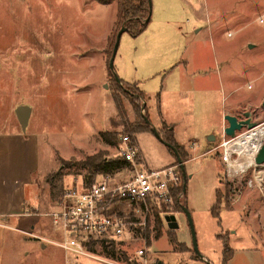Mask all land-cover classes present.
Returning <instances> with one entry per match:
<instances>
[{
  "label": "rangeland",
  "instance_id": "1",
  "mask_svg": "<svg viewBox=\"0 0 264 264\" xmlns=\"http://www.w3.org/2000/svg\"><path fill=\"white\" fill-rule=\"evenodd\" d=\"M200 2L202 21L193 29L192 6L197 0H151L152 16L168 13L183 22L180 39L185 47L174 59H188L181 77L182 68L169 71L177 62L166 68L170 56L149 54L153 49L146 34L131 36L127 31L114 56V70L109 68L110 42L117 30V0L108 5L98 0H0V171L5 181L33 175L30 184L12 197L20 200L19 207L9 211L0 205V264L123 261L106 256L101 252L104 241L90 240L86 233L75 236L84 241L85 248L87 242H97L98 251L92 253L99 258L60 247L58 242L65 235L48 213L57 210L61 201L51 196V190L59 195L62 189L80 190L86 185L87 169L76 163L95 154L121 158L122 135H130L137 146L133 130L142 126L146 109L156 124L162 115L175 127L183 148L185 195L178 201L181 205L176 202L172 208L131 212V219L137 222L136 236L126 234L112 242L125 250L130 260L136 250L146 248L151 264H221L220 234L232 238L233 257L226 264H264V195L247 185L248 177L233 181L226 176L218 152L224 135L220 110H230L232 103H238L241 108L236 115L243 114L249 102L258 104L263 97L264 0ZM114 73L134 82L117 81ZM209 79L216 89L211 102V95L202 91ZM137 83L146 92L145 100ZM167 85L170 93L163 96ZM258 90L262 91L258 94ZM20 105L32 111L25 132L15 112ZM163 128L157 127L159 133L165 132ZM149 131L139 135V143L156 166L166 160L169 151ZM31 132L37 137L34 151V143L26 138L5 148L3 135L27 137ZM108 133L117 135L116 145L104 141L103 134ZM132 170L131 165L123 167L111 176L125 179ZM226 184H231L228 195ZM218 189L224 196L217 219L211 207ZM11 193L10 188L0 189V201L4 203ZM181 206L191 215L198 251ZM155 213L162 219V235L157 238ZM171 214L177 218V229L167 226L165 216ZM148 226L150 235L144 238L138 229L144 231ZM133 261L138 264V259Z\"/></svg>",
  "mask_w": 264,
  "mask_h": 264
},
{
  "label": "built area",
  "instance_id": "2",
  "mask_svg": "<svg viewBox=\"0 0 264 264\" xmlns=\"http://www.w3.org/2000/svg\"><path fill=\"white\" fill-rule=\"evenodd\" d=\"M253 121L257 123L254 127H244L234 138L224 134L218 152L226 176L233 181L248 177L247 185L258 188L264 195V163L257 164L255 161L264 142V121ZM247 136L249 139L245 148L239 145L235 147ZM119 153L133 167L128 178L116 181L111 175H100L86 189L72 188L66 191L59 208L48 213L65 235L64 240L58 242L65 250L97 259V255L83 246L84 241L77 238L78 234L86 233L90 240H120L129 232H134L137 222L131 219V212L172 208L183 197V193H178L179 187L183 185V172L179 163L144 168L138 148L128 134L121 136ZM122 206L126 208L122 209ZM128 207L131 210L127 211ZM135 258L138 264H151L146 248H139L129 262L135 264ZM108 264L128 263L111 260Z\"/></svg>",
  "mask_w": 264,
  "mask_h": 264
},
{
  "label": "trees",
  "instance_id": "3",
  "mask_svg": "<svg viewBox=\"0 0 264 264\" xmlns=\"http://www.w3.org/2000/svg\"><path fill=\"white\" fill-rule=\"evenodd\" d=\"M98 1L106 5V4H110L114 0H98ZM151 12H152L151 0H117V13H116V21H115V26L117 30L111 38V42H110L112 46L111 52H113V47L118 31L122 27H126V31L131 36H138L147 28L151 18ZM111 57H112V53L109 57V62ZM141 96L142 98H144L143 100H145V93L143 91H141ZM144 108L146 109V105ZM146 117H148L147 114L143 115L144 122H142V126L134 130L132 129L134 132L137 133L139 131H148L151 129L150 123H148L145 119ZM163 127L165 132H163L162 134L159 133L161 139L163 140V142L169 143L174 147H176L177 150L179 151L180 157H183V152H182L183 148L175 140L172 128L170 126H167L166 124H164ZM103 136H104L103 139L107 144L116 145L118 141L117 135L108 133V134H103ZM132 141H134V138H132ZM169 150L174 153V151L171 148H169ZM76 165L87 169L86 172L87 179L85 182L87 186H90L100 175H112L116 171L122 169L123 167H130V163L126 162L121 158L105 159L103 154L91 155L86 159L76 163ZM230 188H231V184H226V191H225L226 195L229 194ZM64 193L65 192H63V189L60 195L57 194L56 191L51 190V196L56 200L57 198H60L58 199L59 202L61 201ZM178 193H183V196L185 195L184 185L179 187ZM223 196H224L223 190L218 189L216 191V201L211 207V214L213 217L217 219L220 216L221 205L223 203ZM178 204L181 205L177 201V205ZM181 208L183 209V206H181ZM147 221H148V216H147ZM149 222L150 220L148 221V223ZM153 228L154 230H156L155 237L156 238L160 237L162 235V219L160 218V215L158 213L154 214ZM138 232L141 233L144 238H148L150 235V228L148 226L147 228H145L144 231L138 229ZM218 236L223 240V244H224L222 264H226L233 257V249L229 246V242L227 238L222 237V235L220 234H218ZM103 241L104 242H102L101 252H103L108 257L129 262L130 259L125 250L116 246L114 242L108 243L105 240ZM170 242L173 244L175 241L171 239ZM97 244H98L97 242L90 241L87 242L85 246L87 250H89L90 252H97L98 251V248L96 247Z\"/></svg>",
  "mask_w": 264,
  "mask_h": 264
},
{
  "label": "crops",
  "instance_id": "4",
  "mask_svg": "<svg viewBox=\"0 0 264 264\" xmlns=\"http://www.w3.org/2000/svg\"><path fill=\"white\" fill-rule=\"evenodd\" d=\"M200 1L201 0H197V3L192 6V13H193V16H194V18L196 20V21L192 20V26L191 27L193 29L198 27V25H199L198 23L200 22V20L202 21V16H201V11H200V6H201V4H200L201 2ZM106 5H108V4H106ZM116 8H117V5H116ZM116 13H117V10H116ZM152 14H153V12H151V18H150V21H149V24H148L147 28L141 33L143 35L146 34V36H147L146 42L148 43L150 49L151 48L153 49V50H151L149 52V54H156V55H161L162 54V55L165 56V58H168L170 56V61H169L168 66H166V68L167 67H171V65H173V63L177 62L174 66H172L170 68L169 71L172 72V71H176L177 70L176 68H182V74H181V77H182L183 76V72H185L186 68L189 66L188 59L184 58V59L180 60L183 63L180 62L179 60H174V59H176V57L178 55L182 54L183 51H181V50H182L183 47H185L183 45L182 39H180V37L183 35L182 31H181V29H182V25L181 24L183 22H180V20H177V19L175 20L176 17L173 14L166 13L165 15H157V16L156 15L152 16ZM170 30H171V32H170ZM198 30H201V28H199ZM110 33H111V29L108 32L107 40H108V37H109ZM121 61H122V59H121ZM124 63H126V58L123 60V64ZM120 79H122L125 82H134V81L126 80L124 78H120ZM180 82H182V81H179V86H181ZM137 86H138V83H137ZM206 86H207L206 90L204 89L202 91L208 92V94L211 95V97L209 98L210 100H208L209 102H211V100L215 101L214 94L216 92L215 91L216 89H215L214 82L211 79H209L208 81H206ZM139 89L141 91H143L140 87H139ZM162 91H163V96L166 95L167 93L169 94L170 90L168 88V85L164 86ZM261 91L258 90L257 93L259 94ZM143 92L145 93V99H146V92L145 91H143ZM263 92H264V89H263ZM231 93H232V91H230L227 95H225L223 97V101H225L227 96L230 95ZM262 95H263V93H262ZM248 105H249V103H248ZM239 108H241V105H239L238 103H232L231 106H230V110L229 109L220 110L221 134H222L224 128L226 127V125H227V122L225 121L224 116L226 114H236V110L239 109ZM234 110H235V112H232ZM146 112L148 113V118H149L150 126H151V131H149V132L151 134H153V136L156 139H158L160 142H162L165 145V143L160 138H158L155 135V133L152 131V128H155L157 130L158 126L166 124L167 126H170L172 128L175 140L177 141V143L180 146H182L181 142L176 137L175 127L172 125V123L167 122L163 118V116L160 115L159 122H158V124H156L150 118L148 109H146ZM31 115H32V111L30 113L26 129L28 128V126H29V124L31 122ZM26 129H25V131H26ZM142 132H144V131L137 132L138 139H135V141L137 143L140 159L142 160V164H143L144 168H159V167H163V166H167V165L173 164L177 160V157H176L175 153L173 154L169 150L167 145H165L168 148V151H169L166 160L164 162H159V163L154 164L156 166L151 165V163L149 162V159L147 158L146 154L142 150V148L140 146V143H139V135ZM158 133H159V131H158ZM23 138H26V140H28V143L30 141V144L32 142L34 143V145L33 144L31 145V147H33V151L35 149H37V143H36L37 137H36L35 133H33V132L29 133V135L27 137H21L20 134L18 135L16 133H9V134L3 135V142H4V144L6 143L4 146H5V148H7L11 142L12 143H14V142L19 143L20 140L24 141ZM1 156H3V155H1ZM28 174H31V173H28ZM1 175H4V173L2 171H0V189L1 190L2 189L6 190V189L10 188L12 193H11V195L8 194L9 195L8 197H4V198H6L4 200L5 202L3 203V200H1L0 201V205L2 207L4 206L7 210L10 211L14 206H18L19 207L21 205L20 200L19 201L18 200H14V198H12V197H16V194L17 195L19 194V189L20 188L26 187L27 185L30 184L31 176H33V175H31L29 178L24 179V180H19V179L15 178V179H13V181H5V178L3 176H1ZM121 180H123V179H116V181H121ZM87 187H88L87 185H82L80 187V190L86 189ZM18 210H22V209H18ZM128 234L131 235V236L132 235L136 236V234H134V233H128ZM217 237H219V236H217ZM225 238H227V237H225ZM227 239H228V242H230L232 238L228 236ZM221 243H222V251H223L224 244H223V240L222 239H221ZM136 251H135V253H136ZM222 259H223V252L221 254V264H222Z\"/></svg>",
  "mask_w": 264,
  "mask_h": 264
},
{
  "label": "water",
  "instance_id": "5",
  "mask_svg": "<svg viewBox=\"0 0 264 264\" xmlns=\"http://www.w3.org/2000/svg\"><path fill=\"white\" fill-rule=\"evenodd\" d=\"M125 31H126V27H122L116 35V39H115V43H114V47H113V52H112V57H111L110 62H109V68L112 70H114V56L117 53L121 35ZM114 77L117 81H120V78L116 73H114ZM15 112H16V115L18 117L19 123H20L23 131H25L27 123H28V119H29V116L31 113V108L27 105H20L16 108ZM145 119L148 123H150L148 117H146ZM224 119L227 122V125L223 130L224 134L228 137H231V138H234L236 136L237 132L241 131L244 127L252 128L257 124L255 121H253L252 114L249 111H245V112H243V114H238V115L226 114L224 116ZM152 131L155 133V135L158 138L161 139L160 134L158 133V131L155 128H152ZM214 139H215V137H209V140H214ZM165 145H167V147L171 148L174 151V153L177 157L178 163L180 164L181 170L183 172L184 179L186 180V174L184 173V163L182 162V160L180 158V155H179L177 148L174 147L173 145L169 144V143H165ZM255 161L257 164H263L264 163V142H263V145L261 146V148L259 149L258 154L256 155ZM183 211L185 212L186 216L189 219L190 228H191V231L193 234V241H194L195 249L198 251L197 245H196L195 233H194V226H193V222L191 219V215H190L189 210L186 206H183ZM165 220H166L167 225L170 229H177L179 227V223L177 222V218L174 214L166 215ZM158 264H161V263L159 262Z\"/></svg>",
  "mask_w": 264,
  "mask_h": 264
},
{
  "label": "flooded vegetation",
  "instance_id": "6",
  "mask_svg": "<svg viewBox=\"0 0 264 264\" xmlns=\"http://www.w3.org/2000/svg\"><path fill=\"white\" fill-rule=\"evenodd\" d=\"M252 114L253 120H263L264 121V93L261 101L258 104L254 102H249L248 110Z\"/></svg>",
  "mask_w": 264,
  "mask_h": 264
},
{
  "label": "bare ground",
  "instance_id": "7",
  "mask_svg": "<svg viewBox=\"0 0 264 264\" xmlns=\"http://www.w3.org/2000/svg\"><path fill=\"white\" fill-rule=\"evenodd\" d=\"M248 139H249L248 136L245 137L244 139L242 138V139L238 142V144L235 145V147H237V146L239 145L241 148H245Z\"/></svg>",
  "mask_w": 264,
  "mask_h": 264
}]
</instances>
